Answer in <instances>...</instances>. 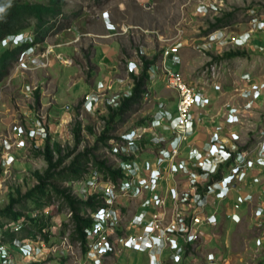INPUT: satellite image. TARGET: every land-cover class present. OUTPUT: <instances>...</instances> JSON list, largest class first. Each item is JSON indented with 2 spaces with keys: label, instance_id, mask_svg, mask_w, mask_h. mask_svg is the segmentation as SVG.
<instances>
[{
  "label": "rangeland",
  "instance_id": "1",
  "mask_svg": "<svg viewBox=\"0 0 264 264\" xmlns=\"http://www.w3.org/2000/svg\"><path fill=\"white\" fill-rule=\"evenodd\" d=\"M29 1L45 3V0ZM211 1L213 0H62L61 13L54 19L53 29L43 39H37V37L33 39V28H29L20 34L21 39L27 38L26 40H20L19 37L16 43L10 41L1 45L12 48L16 44L28 41L31 44L27 49L32 48L29 51L32 55L28 56L27 52L23 56L30 57L26 59L25 65H22L27 68L21 67L19 61L22 56H20L12 63L9 74L0 83V139L11 136V126L14 123L29 129L33 128L37 121H41L44 127L49 129L50 143H58L63 150L61 154L64 155L74 147L73 129L79 125L80 143L72 156L63 161L62 166L69 165L73 157L83 149L91 148H95L94 156L98 158V161L105 162L107 166L114 168L117 166L121 156H111L107 145L96 142L105 127V121L102 118L106 117L107 108L100 106L97 110L86 113L82 105L84 95L91 91L89 86L91 76L96 72L93 64L90 62L86 64L83 53L89 54L90 61V58L94 56L92 46L97 37L86 40L85 36L89 32L96 36L103 33L97 23L98 18L102 19V16H108L115 24L114 31H108L109 34L104 31V34L114 35L108 41L119 43L124 62L125 58L139 61V56L147 59L156 57L159 61L162 49L173 47L175 43H183L179 60L173 62L174 58H169L165 60V66L172 71L179 70L189 85L202 88L208 95L210 103L212 101L208 108L213 109V114L208 119L222 123L225 121L222 114L215 116L214 108H219L225 102L236 103L237 100V105L243 104L241 99L236 100L234 92L235 82L239 84L241 74L248 72L256 80L264 79V32L256 31L251 34L249 46L242 50L229 44L222 49H203L206 35L213 30L204 32L210 24L214 23L216 16L207 11L197 13L196 9L200 3ZM216 3L221 7L217 15L219 17L224 13L235 11L230 19L231 24L225 31L228 41L232 37L247 32L251 28L252 18H257L264 23V0H216ZM102 41L106 44V39ZM116 42H111L108 58L113 51L117 50ZM259 46L263 47L262 50L258 49ZM57 50L66 51L68 58L60 55ZM229 51H244L245 56L214 61L213 64L216 63L214 72L211 68L213 64L208 66L211 58L220 59ZM146 52H151L152 55L147 56ZM74 65L77 67L76 70L70 67ZM101 66L102 70H105V65ZM152 72L155 76L153 75V79L147 84L151 91L149 100H142L139 105L134 106L123 116L122 122L116 121L110 126L113 129L110 136L116 141L124 133L132 129H140L142 121H150L160 106L169 107L173 104L174 96L165 89V85L160 80L161 73L156 65L152 68ZM77 75H80L83 80L72 83ZM120 77V81H123L125 85L131 86L133 83L131 74L121 73ZM108 87L111 88L110 85ZM67 90L69 96H66ZM162 103L164 105H161ZM65 106L68 107V111ZM197 110L200 109L197 108ZM170 111L172 115L175 113L176 99ZM200 117H195L198 119L197 125L204 129L205 125L199 121ZM146 126L149 127L148 123L142 127L147 128ZM224 127L226 125H223ZM207 128L209 129V126ZM233 129H240L239 134L233 132L235 131ZM233 129L232 133L242 138L238 143L239 146L254 145L255 148L251 151L249 160L255 161L264 140L262 134L264 133V91L262 97L253 104V109L244 113L240 124ZM259 129H262V132ZM153 135L155 133L151 131L146 133L143 137L144 143L140 142L143 152L137 156L141 160L153 162L155 158L153 154L156 153V148L150 147L146 142ZM43 145L41 150H36L29 141H25L23 149L12 151L13 163L6 168L1 165L5 155L0 147V208L7 205L10 194L16 196V189H19L20 195L23 196L36 185L32 173L34 171L43 173L47 167L39 153ZM182 155H186V149L182 150ZM87 165L86 172L80 177L73 178L72 182L58 181L53 185L59 188H70L71 195L78 199L82 198L86 185L92 181V177L96 181L97 178L104 180L102 177H105L103 171L93 167L91 162ZM258 173L260 170L254 167L249 170L244 179L235 182L234 189L227 191L221 185L215 192L207 193L206 197L201 194L206 185L205 182L198 186L205 213H216L218 224L198 228L200 236L198 240L188 247H181V263L202 264L209 252L218 254L221 261H225L226 264H258L259 260L264 258V236H259L264 228H255L256 216H254L256 208L264 205V170L259 175ZM187 181L183 176L172 178L165 176L164 180L157 183L158 190L164 194L169 207L174 205L172 198L176 200V194L180 195L188 191ZM97 191L101 193L103 190L98 187ZM50 195V200L46 202H44L46 198L41 199L40 203L47 204L43 211L32 212L31 209L35 205L31 206L28 203H26L27 211L25 210L26 214L34 217L41 213L45 215L44 220L49 223L47 234L49 242H44L41 252L37 250L35 256L27 257H22L16 249L9 246L11 252L8 253L10 260L7 264H91L83 256L79 241L71 240L74 227L67 206L55 193L51 192ZM242 195L246 196L247 200L237 211V214L242 217L241 222L235 224L226 217L229 214L227 210L232 203L239 202ZM189 196L191 197V194ZM222 196L225 199L218 200ZM115 203L120 213L119 233L125 236L132 233L126 228L135 211L140 210L139 200L123 195L118 197ZM91 211L86 208L82 214H88ZM171 216H173L172 212L168 214L167 222L171 220ZM261 220L264 221V218ZM38 237L41 240V237ZM257 241H260V246H257ZM24 243L34 244V241L30 239ZM148 253V251L140 252L139 249L132 251L116 246L113 254L102 259V264H148ZM172 261V251L165 250L163 263L172 264Z\"/></svg>",
  "mask_w": 264,
  "mask_h": 264
},
{
  "label": "built area",
  "instance_id": "2",
  "mask_svg": "<svg viewBox=\"0 0 264 264\" xmlns=\"http://www.w3.org/2000/svg\"><path fill=\"white\" fill-rule=\"evenodd\" d=\"M220 10L221 7L216 3V0L200 3L196 9L197 13L207 11L216 17H219L217 15ZM112 28L110 26L108 30ZM228 28H221L206 35L203 49H222L226 44L233 45L237 49H245L250 44L251 34L256 31L264 32V23L258 21L257 18H252L251 28L245 33L232 37L230 41H228L225 32ZM182 45L183 43L179 42L175 43L173 47L162 49L161 62L156 65L167 90L175 93V115L173 116L164 107H159L151 119L148 129H132L121 135L119 140H110L107 147L111 156H121L117 161V166L113 168L120 169L123 176L116 182L109 179V177H102L104 180H98L97 178V181L92 177V181L86 185L85 194L82 198L79 197L80 199H87L97 194L95 195L96 198L101 200V206H97L94 211L88 213L93 224L91 229L86 230L85 259L91 264H102V259L109 251H113L116 246H121L123 249L154 251L155 254L152 253L149 256V264H164L162 253L165 250H170L173 257L172 264H184L181 263V247H188L198 240L200 237L198 228L200 226H215L218 224L216 213H205V206H203V200L198 192V186L205 182L206 185L201 194L206 197L207 193L215 192L221 185L227 191L234 189L235 182L244 179L249 170L254 167L260 170V173L264 170V140L259 147L260 153L255 161L249 160L251 151L255 148L254 145L239 146V142H237L239 136L233 133L227 135L231 140H222L218 134L220 127L211 132L206 141L198 139L195 142L191 141L196 126L194 109L206 108L210 104V99L202 88L189 85L180 71H172L165 67L164 62L169 58H174L173 62L179 60ZM262 48L259 46L258 49L262 50ZM20 64L21 66L25 65L24 58L20 60ZM215 65L216 63L210 65L214 72L216 70ZM140 66L139 61H129L127 71L128 73L137 74ZM22 67L27 68V66ZM206 68L208 69V67ZM110 91L111 88L107 87L103 91H91L86 94L83 100V107L86 112L91 113L100 106L117 105L120 96L109 94ZM263 91V78L256 80L248 72L241 74L239 84L235 82L234 92L237 99L243 100V104L237 105V102H230L225 105V124L228 126L240 124L244 113L253 109V104L260 99ZM150 96V90L146 89L142 100L148 101ZM166 124L171 129H158ZM11 129V136L0 140L1 151L5 155L3 160H9L12 151L23 149L25 141H29L34 149L41 150V146L45 144L50 134L41 121H37L36 125L29 129L14 123ZM166 130H168L170 136L167 139L165 137ZM259 130L262 132V129ZM150 131L155 133L147 141L150 147L156 148V153H151L155 156L153 162L141 160L137 156L143 152L140 142L144 141L143 137ZM262 134L264 136V133ZM183 149H186L185 156L182 155ZM124 157H132V159L130 162H124L122 160ZM8 163L6 161L1 165L6 168L9 166ZM216 175H220V179L213 181V177ZM165 176L167 178L183 176L188 180L186 182L188 183V191L180 195L176 194L177 199L173 200L172 198L174 203L172 207L167 205L164 194L157 187V183L164 180ZM254 181L257 182L258 180L254 179ZM98 187L102 188L101 193L97 191ZM189 194H191V197ZM123 195L139 200L140 207V210L135 211L126 228L132 233L125 236L119 233L121 230L120 213L116 208L117 203H115L118 197ZM223 199H225L223 196L218 198V200ZM246 200L247 197L242 195L239 202L232 203L227 210L229 214L226 217L233 223L238 224L241 222L242 217L237 214V211L240 210L241 204L246 203ZM168 212L173 213L169 222L166 221ZM254 216H256L255 228L263 229L264 221L261 219L264 218V205L256 208ZM259 236H264V231ZM30 239L34 241V244L24 243L19 249L12 248L16 249L22 257L35 256L37 250H40V252L43 250L44 242L39 240L36 235L31 236L28 240ZM260 245V241H257V246ZM10 252V248L0 246V261H2V264L9 262L8 255ZM259 261L264 262V258ZM202 264L226 263L221 261L218 254L209 252Z\"/></svg>",
  "mask_w": 264,
  "mask_h": 264
},
{
  "label": "trees",
  "instance_id": "3",
  "mask_svg": "<svg viewBox=\"0 0 264 264\" xmlns=\"http://www.w3.org/2000/svg\"><path fill=\"white\" fill-rule=\"evenodd\" d=\"M61 4L62 0H45V3H33L29 0H0V83L9 74V69L12 63L16 61L18 54L28 46V43H26L12 48L2 47L1 41L8 36L14 38L23 30L29 28H33V39L36 37L37 39H43L53 29V21L61 13ZM234 12L224 13L220 17L214 18V23L210 24L204 33L228 27L231 24L230 19ZM83 55L86 64H89V54L83 53ZM240 56H245L244 51H229L220 59L211 58L209 66L216 60H227ZM141 61L142 67L139 74L137 76L131 74L134 83L131 94L127 97H120L116 106L107 107V115L102 118L105 121V127L96 142L108 146V142L115 139L110 136L113 130L110 126L116 121L122 122L123 116L142 101L143 93L150 81V68L158 61L156 57L147 59L144 56H142ZM142 122L141 128L148 123V120ZM80 131L79 125L73 129L75 145L70 149L71 151L64 155L61 154L63 150H61L58 143H50L49 139L46 141L42 151H39V153L42 155L47 167L43 173L38 171L32 173L33 178L36 180V185L23 196L20 195L19 189H16V196L10 194L7 205L0 208V245L19 246L22 242L31 238L33 232L35 235H39L44 242H49L47 237L49 223L44 220L45 215L41 213V215L34 217L25 212L28 205H35L31 209L32 212L43 211L47 205L44 202L50 200V194L53 192L64 202L69 210L70 220L74 227L71 240L79 241L83 247V244H85V231L91 229L93 222L88 214H82V212L86 208L94 211L97 206H101V200L98 198L96 200L95 195L87 199H78L71 195L70 188H59L53 183L73 181V178L80 177L86 172L87 164L90 162L93 167L103 171L105 177H109L114 182L123 176V172L120 169L107 166L105 162L98 161V158L94 156L95 148L83 149L82 152L73 157L69 165L63 167V161L72 156L80 143ZM88 132L91 133L90 129H88ZM131 159L132 157L122 158L124 162H130ZM219 179L220 175L213 177V181ZM43 198H46L45 201L40 203ZM13 226L16 227L13 228ZM16 228L17 230H15ZM0 264H2V261H0ZM259 264H264V262L259 261Z\"/></svg>",
  "mask_w": 264,
  "mask_h": 264
},
{
  "label": "crops",
  "instance_id": "4",
  "mask_svg": "<svg viewBox=\"0 0 264 264\" xmlns=\"http://www.w3.org/2000/svg\"><path fill=\"white\" fill-rule=\"evenodd\" d=\"M110 22H111V20H110ZM97 23H98V26H99V28L101 29V31L103 33L102 34H98L96 36L92 32H89L85 36L87 38L86 40H92L91 39L92 37H97V38H95L96 40L94 41L93 46H92V49H93V52H94V56H92L90 58V63L93 64L95 66V68H96L95 74L91 76V83L89 84V86L91 87L90 90L93 91V92L103 91V90H105L108 87V85H110L111 86V91H110L111 93H115V94H118V95L128 94L129 93L128 92V88L130 86L129 85H125L123 81H120V78H121L120 74L121 73H124L126 75L128 74L127 71H126V63L128 61H131L132 59H126L125 58V62L122 60L123 58H122V54H121V51H120L119 43H117L116 41H110V42L108 41V39L111 38V37H114V35L111 34L110 36H108L109 33L105 29L104 24L102 22V19L100 17L98 18ZM111 23L115 26V24L113 22H111ZM104 31L107 32L108 34L107 35L104 34ZM103 39H106V44L105 43L103 44V41H102ZM111 42H116L118 48H117V50L113 51L112 54H110V58H108L107 55H109V46H110ZM57 52H59L60 55H64V56H66V58H68L67 57L68 53L66 54V51H58L57 50ZM97 52H99V53H97ZM147 54H148L147 56H151L152 55L151 52H148ZM101 65H105V70H102V66ZM165 65H166V63H165ZM70 67H73L75 70L77 69V67L75 65L74 66H70ZM179 69H180V67H179ZM122 70H123V72H122ZM102 71H103V74H102ZM75 73H76V71H75ZM80 80H83V78L80 75H77V76H75V80L72 83L78 82ZM160 80L163 82V77ZM163 84H164V82H163ZM165 89H167V88L165 87ZM55 91H57V89H55ZM170 92L174 96V102H173V104L171 106H169V107L164 106V108L166 110H168L172 114L170 109H173L176 96H175L174 92H172V91H170ZM67 94H68V90L66 91V96H69ZM261 97H262V95H261ZM236 100H237V98H236ZM65 101H67V100H65ZM241 101H243V100H241ZM237 102H238V100H237ZM227 103L228 102H225L222 106H219V108H217V109H216V107L214 108L215 109V116H217L219 114H222L223 120H225V118H224L225 105ZM211 104H212V101L203 110L194 109V113H193L194 117H196V116L198 118L200 116L204 117V118L200 117L201 120H199V121H201L202 125H205V126L207 125V126L206 127L204 126V129L201 128L199 125H197V120L198 119L195 118L196 119V126L194 128L195 132H194V134L192 135V138H191L192 142L197 141L196 139H198L200 141H203V140L206 141L209 138L210 133L214 132L215 129H217L218 127H220V130H218V134L220 135L222 140H224V141L231 140V139H229L227 137V135H228V133H232V129H233L234 126L226 125L225 121H223L222 123H216L214 120H209L208 119V117L211 116V114H213L212 113L213 109L212 108H208ZM161 105H164V103H162ZM67 106H65V108L68 111L69 109H68ZM174 114L175 113H173V115ZM223 125H226V127L223 128ZM208 126H209V129L207 128ZM168 127H169L168 125H165L162 128L165 129V128H168ZM233 130H235V129H233ZM239 130L240 129H237V130H235L233 132H236V133L239 134ZM165 134H166V136H165L166 138L170 137L168 130L165 131ZM241 139L242 138H238L237 142L240 143ZM127 250H130V249H127Z\"/></svg>",
  "mask_w": 264,
  "mask_h": 264
},
{
  "label": "clouds",
  "instance_id": "5",
  "mask_svg": "<svg viewBox=\"0 0 264 264\" xmlns=\"http://www.w3.org/2000/svg\"><path fill=\"white\" fill-rule=\"evenodd\" d=\"M102 22H103V24H104V27H105V29L107 30V31H114V25L110 22V18L108 17V16H102ZM110 26H112L113 28L111 29V30H108V27H110ZM213 31H215V30H213ZM212 31V32H213ZM209 33H211V32H209ZM21 34V33H20ZM20 34H18V35H16L14 38H12L11 36H8V37H5V39H3L2 41H1V45H2V43H8V42H10V41H13V42H15V41H19V37L20 36H22V35H20ZM208 35V34H207ZM27 39V38H26ZM26 39H21V37H20V40H26ZM16 43V42H15ZM26 43H28V46L31 44L30 42H28V41H26V42H22V43H20V44H16L15 46H22L23 44H26ZM15 46H13V47H15ZM27 46V47H28ZM8 47V46H7ZM27 47L25 48V50H23V51H21L19 54H18V56H17V58H16V61L20 58V56H22V58H24V60L26 61V59H30V57H28V58H25V57H23L24 55H26L27 54V52L29 53V54H27L28 56H31L32 55V52H29L30 50H32V48H28L27 49ZM141 55H142V53H141ZM21 58V59H22ZM141 58H142V56H139V61H140V63H141V66L139 67V69H138V72H137V74H133V73H128V71H127V63L129 62H127L126 63V71H127V73L128 74H132L133 76H137L138 74H139V72H140V70H141V67H142V61H141ZM20 59V60H21ZM131 61H136V60H131ZM37 62V61H36ZM161 62V59L157 62V63H160ZM19 63H20V61H19ZM157 63L155 64V65H157ZM164 65H165V62H164ZM22 67V66H21ZM154 67V66H153ZM153 67H151L150 68V81L153 79V77L155 76V74L152 72V68ZM179 71V70H178ZM154 75V76H153ZM162 76V75H161ZM148 86V85H147ZM132 87H133V83L131 84V86L128 88V92H129V95L131 94V90H132ZM146 89H149L148 87L146 88ZM150 90V89H149ZM151 92V91H150ZM88 94V93H87ZM109 94H115V93H111V92H109ZM125 94H122V95H119L120 97H127V96H129L128 94H126L127 96H124ZM85 96V95H84ZM120 97H119V99H120ZM83 105V104H82ZM109 106H111V105H109ZM112 106H116V105H112ZM108 107V106H107ZM106 107V108H107ZM161 107V106H160ZM163 107V106H162ZM83 110L86 112V110H85V108L83 107ZM168 111V110H167ZM169 112V111H168ZM86 113H88V112H86ZM170 113V112H169ZM175 115V114H174ZM173 115V116H174ZM150 120V119H149ZM151 121V120H150ZM150 121H148V126H149V124H150ZM167 125V124H166ZM165 126V125H164ZM169 126V125H168ZM147 127V126H146ZM163 127V126H162ZM170 127V126H169ZM143 128V127H142ZM145 128V127H144ZM171 128V127H170ZM47 129V128H46ZM147 129H148V127H147ZM163 129V128H162ZM49 130V129H48ZM168 137V136H167ZM48 139H49V137H48ZM47 139V140H48ZM167 139V138H166ZM1 140V139H0ZM46 140V141H47ZM148 141V139L146 140V142ZM46 143V142H45ZM143 143H144V141H143ZM44 146V145H43ZM0 147H1V145H0ZM13 153H11V156H10V158H9V160L7 159H5V160H3L4 159V157H3V159H2V162L3 163H6V161L7 162H9L8 164L10 165V164H12L13 163ZM2 164V163H1ZM2 167H4V166H2ZM85 235H86V231H85ZM37 236H39V235H37ZM41 240H43L42 238H41ZM25 242V241H24ZM24 242H22L19 246L17 245L15 248L17 249H19L20 248V246L22 245V244H24ZM44 242V241H43ZM85 242H86V240H85ZM80 243V242H79ZM81 244V243H80ZM0 246H2V245H0ZM4 247H7V248H9V245H3ZM82 246V245H81ZM12 247V246H11ZM123 249V248H122ZM124 249H127V248H124ZM86 251V247H85V244H83V247H82V253H83V256L85 257V251ZM130 250H132L133 251V249H130ZM113 252H114V250L113 251H109L108 252V254L105 256V257H108V256H110L111 254H113ZM139 252V251H138ZM140 252H146V251H140ZM149 253H148V257L153 253V254H155V252L154 251H148ZM159 252V251H158ZM162 256H164V252L162 253ZM104 257V258H105ZM10 260V259H9ZM85 264V263H84ZM148 264H149V258H148Z\"/></svg>",
  "mask_w": 264,
  "mask_h": 264
}]
</instances>
